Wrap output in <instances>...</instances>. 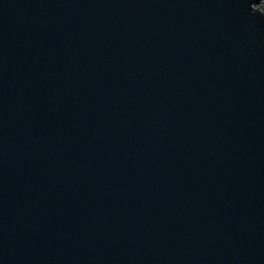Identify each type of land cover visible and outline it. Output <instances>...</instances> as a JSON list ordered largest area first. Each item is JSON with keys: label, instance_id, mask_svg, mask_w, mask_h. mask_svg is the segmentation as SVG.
Here are the masks:
<instances>
[{"label": "water", "instance_id": "95a60500", "mask_svg": "<svg viewBox=\"0 0 264 264\" xmlns=\"http://www.w3.org/2000/svg\"><path fill=\"white\" fill-rule=\"evenodd\" d=\"M0 264H264V0H0Z\"/></svg>", "mask_w": 264, "mask_h": 264}]
</instances>
